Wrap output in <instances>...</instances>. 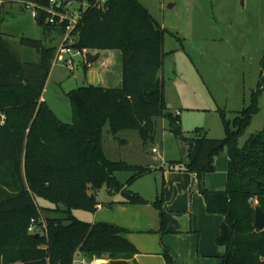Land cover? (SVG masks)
<instances>
[{"label": "trees", "instance_id": "1", "mask_svg": "<svg viewBox=\"0 0 264 264\" xmlns=\"http://www.w3.org/2000/svg\"><path fill=\"white\" fill-rule=\"evenodd\" d=\"M11 1L16 0H0ZM21 1L35 4V19L45 36L55 33L64 39L68 22L49 21L51 0ZM79 1L87 6L80 7L79 21L71 31L73 47L120 51L122 83L68 91L72 122L61 120L42 99L62 42L47 45L41 39L23 38L39 54L37 62L24 61L0 31V264H73L78 254L88 259L107 255L104 264H139L137 247L124 235L128 229L82 220L74 210L94 213L103 187L112 196L119 194L122 202H149L130 186L154 166L110 158L104 128L108 125L116 140L121 131L136 130L147 146L155 139L160 118L168 121L167 130L187 149L184 159L168 162L169 169L196 174L208 213L225 217L216 239L225 247L221 264H264V230L255 226L256 205L264 209V130L240 146L258 111V91L232 119L222 113L223 138L209 137L202 127L188 135L180 111L168 106L160 76L167 29L140 0ZM224 148L229 158L227 186L212 191L204 180L216 170L215 157ZM119 171L131 175L121 181ZM162 185L153 205L160 213L159 231L165 233ZM37 198L53 207H40ZM163 255L167 264H177L167 247Z\"/></svg>", "mask_w": 264, "mask_h": 264}, {"label": "rangeland", "instance_id": "2", "mask_svg": "<svg viewBox=\"0 0 264 264\" xmlns=\"http://www.w3.org/2000/svg\"><path fill=\"white\" fill-rule=\"evenodd\" d=\"M70 1L72 10H79L82 4H86V1ZM140 1L167 29L160 76L164 80L166 101L174 111H180L183 130L191 135L195 128L202 127L209 137L223 138L225 130L222 113L227 119H232L238 111L250 105L252 93L258 91V111L240 139V146L252 135L263 131L264 0ZM11 5L14 7H10ZM0 31L24 61L37 62L39 54L33 46L24 44L23 38L41 39L47 45L53 44L52 38L45 36L42 29L33 23L30 11L21 9L20 3H0ZM86 52L89 56H95L90 51ZM114 52L119 54L115 72L119 71L121 77V52ZM86 59L74 56L72 69L67 66L66 61L53 60L43 96L65 122H72L71 105L66 95L68 91L91 84H112L107 82L106 70L101 62L89 66L86 71L85 62L88 64L89 57ZM167 124L165 118L158 119L155 139L147 146L136 130L121 131L118 137L124 140L123 143L109 133V126L106 125L105 150L110 158L138 164L154 162L150 158L154 155L159 161L152 165H162L168 170V161H173L170 157L177 154L183 157L184 152L181 154L180 148L178 149L180 143L167 130ZM163 145L168 150L164 158L160 156ZM155 146L159 147L158 153H152ZM227 154V149L224 148L215 159L214 172L224 180L227 179ZM130 175L128 171L117 172L121 181H126ZM161 183L160 170H154L142 177L134 188L144 184L147 189L154 191L156 188L161 189ZM99 193V197L106 194L105 187ZM37 203L40 207H53L43 198H37ZM74 214L85 221L92 215L84 210H74ZM100 258L105 259L102 264L109 261L107 255Z\"/></svg>", "mask_w": 264, "mask_h": 264}, {"label": "crops", "instance_id": "3", "mask_svg": "<svg viewBox=\"0 0 264 264\" xmlns=\"http://www.w3.org/2000/svg\"><path fill=\"white\" fill-rule=\"evenodd\" d=\"M5 3H20L23 11H30L21 0L3 2L2 5ZM32 20L39 27L33 16ZM49 37L53 40L51 42L57 41L58 44L63 41L61 38L58 39L55 33L50 34ZM86 51L94 53V57H96L94 61L89 59L88 68L98 62L104 65L107 82L112 83L104 86L119 87L122 83V76L120 77L119 71L115 72V62L119 54L114 52L115 50ZM42 99L45 100L44 96ZM170 106L172 108V105ZM179 143L178 149L180 148L181 154L184 152V156L172 155L171 160H180L186 157V146L180 141ZM153 148H157L158 151L153 152ZM153 148L152 153L159 152L158 146ZM166 154H168V150L163 145L160 156L164 158ZM150 158L153 159L152 163L154 164L159 161L157 156L152 155ZM154 164L155 171H158L159 168L165 170L164 166ZM220 168L224 170L221 165ZM162 171L160 170L163 180V185L161 183L164 195L163 209L167 215V231L165 233L159 231L161 228L160 213L153 205L160 188L151 191L144 184L134 188L145 175L138 178L130 188L149 202L126 203L120 201L119 194L112 196L107 192L99 197L101 204L94 213L89 212L92 215L87 221H106L128 229L124 235L137 247L138 253L135 255V259L139 264H167L163 255L165 247L169 249L177 264H221L225 247L219 245L216 239L220 234L221 224L225 217L221 214L208 213L205 198L198 189L196 174L183 170ZM204 185L212 191L224 190L227 186V179L224 180L223 177L212 172L206 175ZM110 202L112 204L108 206L107 204Z\"/></svg>", "mask_w": 264, "mask_h": 264}, {"label": "built area", "instance_id": "4", "mask_svg": "<svg viewBox=\"0 0 264 264\" xmlns=\"http://www.w3.org/2000/svg\"><path fill=\"white\" fill-rule=\"evenodd\" d=\"M106 0H101V2H105ZM51 7L48 8V11L51 13V18L49 19L50 22H55L56 18H59V22L66 21L68 22L66 26V35L59 45L55 58V61H66V64L69 68H73L74 65V56H82L85 59L89 57V54L84 51H78L73 47L75 44V39L71 35V31L75 28L76 24L80 18V11L79 10H72L70 8L71 1L65 0H51ZM27 9L31 11L32 16L35 18L37 16V10L35 4L33 2H27L24 4ZM87 3L83 5L85 8ZM59 8H64L65 11L60 10ZM87 60V59H86ZM154 152H157V148H153ZM34 226L32 225L30 229H33ZM105 261L103 258L94 257L92 259H88L85 256H81L80 254L77 255L76 259L74 260L73 264H102Z\"/></svg>", "mask_w": 264, "mask_h": 264}, {"label": "water", "instance_id": "5", "mask_svg": "<svg viewBox=\"0 0 264 264\" xmlns=\"http://www.w3.org/2000/svg\"><path fill=\"white\" fill-rule=\"evenodd\" d=\"M90 61L96 60V57L89 56ZM169 108L171 107L168 104ZM255 226L258 230H264V209L260 205L255 207Z\"/></svg>", "mask_w": 264, "mask_h": 264}]
</instances>
